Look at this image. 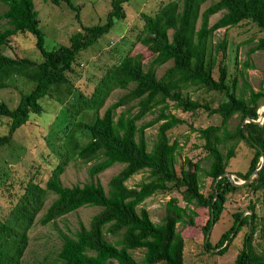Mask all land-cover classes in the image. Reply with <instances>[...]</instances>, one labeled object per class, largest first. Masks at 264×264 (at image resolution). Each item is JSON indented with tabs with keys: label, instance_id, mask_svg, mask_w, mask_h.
Wrapping results in <instances>:
<instances>
[{
	"label": "trees",
	"instance_id": "obj_1",
	"mask_svg": "<svg viewBox=\"0 0 264 264\" xmlns=\"http://www.w3.org/2000/svg\"><path fill=\"white\" fill-rule=\"evenodd\" d=\"M50 1L56 5L64 2L79 9L70 0ZM129 1L111 0L102 21L82 26L70 36L68 45L47 50L34 0H0L7 6L0 14L7 23L0 31V89L7 85L12 74L23 75L34 84L20 95L14 107L0 100V118H5L7 125V132L0 135V147L9 144L16 129L29 122L32 115L42 112V97L65 104L68 118L56 150L58 161L43 185L31 179L24 182L7 216L0 219V264H20L27 230L34 224L49 195L54 198L38 218L42 225L86 205L100 208L88 225L79 223L75 231L59 232L61 244L57 260L61 264H185L184 238L177 224L193 226L199 215L198 208H206L208 213L201 226L205 251L220 248L217 253H223L227 244L223 245L246 225L244 244L234 264H264V247L261 242L253 244L257 225L253 204L248 205L250 214L242 216V211L233 212L232 225L214 244L206 239L209 228L224 210L230 192L241 188L254 192L264 190V163L243 186H234L227 176L216 180L228 171L229 160L240 141L248 143L254 152L245 172L231 173L245 180L260 166V156L264 154V123L245 122L243 126L241 123L247 116L258 118V101L264 97V92L251 90L248 98L238 96L233 89L236 81L228 83V68L222 61L218 76H213L215 57L208 53L210 39L218 29L247 20L264 32V0H168L155 13H142V26L128 52L117 63L100 69V74L91 77L84 86L89 82H93V86L85 95L74 86L68 73L79 72V53L108 33L116 19L125 17L123 3ZM207 1L211 2L201 10ZM218 12H222L221 16L209 24L210 16ZM18 32H30L35 36V45L43 57L41 61L4 53L9 38ZM226 44L224 36L213 48L215 52L225 51ZM256 49H264V37L252 48ZM146 55L152 58L144 68ZM168 61L171 64L158 77L154 67ZM190 86L217 91L226 99L210 108L207 103L182 93ZM116 88L128 90L109 104L102 115H96L92 121L76 118L88 110L97 112ZM171 105L191 114L204 109L221 117L220 124L193 129L203 140L202 147L209 158L206 168L188 157L178 163L180 144L170 140L168 130L183 123L184 119L170 111ZM155 109L158 111L156 117L138 126V120ZM235 114L240 120L234 130H230L227 124ZM157 122L160 123L156 138L149 148L145 129ZM77 131L87 136L86 140H81ZM228 143L223 152L219 146ZM75 159L92 161L88 167L91 178L115 163L123 167L111 176L107 188L92 179L82 185H63L61 175ZM143 170L148 175L137 186L126 184L129 178ZM201 173L211 178L208 194L201 191ZM12 182L13 179L7 186L10 195ZM168 190H177L179 197H170L165 202L161 221L154 222L140 204L154 193ZM261 237L264 242V233ZM137 249H144L141 260H136L132 254V250Z\"/></svg>",
	"mask_w": 264,
	"mask_h": 264
},
{
	"label": "rangeland",
	"instance_id": "obj_2",
	"mask_svg": "<svg viewBox=\"0 0 264 264\" xmlns=\"http://www.w3.org/2000/svg\"><path fill=\"white\" fill-rule=\"evenodd\" d=\"M72 5L79 6V9H73L67 3L61 2L56 5L50 0H34L35 9L38 11L39 28L44 36V46L47 50L68 45L72 34L82 29V26L97 24L106 17L110 9L111 0H70ZM168 0H130L123 3L125 17L116 19L115 24L108 33L102 35L88 49L83 50L77 57L78 73H68L69 78L80 92L87 95L92 89L93 82H89L93 76L101 73L106 66L117 63L130 49L137 30L142 26L141 14H153L162 3ZM211 1L202 5L203 10ZM7 8L0 2V14ZM78 12V17L76 13ZM222 12H218L209 18V24H212ZM199 24V21H198ZM5 19L0 18V31L6 28ZM171 31H169V34ZM226 37L225 51H216L214 46ZM264 37V32L251 23L244 20L240 24L231 26L227 29L216 30L209 43L208 53L215 57V66L213 76H218L219 62L222 61L228 68V83L231 84L235 79L236 85L233 89L238 96L248 98L250 91L262 90L264 92V49L252 50L257 44L258 39ZM4 53L9 56L27 57L33 61H41L42 55L35 45V36L30 32H18L9 38L4 47ZM152 56L146 55L143 59L144 68L151 60ZM171 64L168 61L160 66H155V74L159 77L164 70ZM247 64V67L244 65ZM77 68L75 67V70ZM33 83L23 75L12 74L7 79V85L0 89V100L6 102L10 107H14L22 93L28 92ZM132 87V84L128 86ZM127 89L116 88L110 92L103 106L96 112L94 110L86 111L78 115L85 121H92L96 115H102L104 109L119 96L124 94ZM193 99L207 103L210 108L215 107L225 98L217 91H209L206 88L190 86L182 92ZM67 102V101H66ZM42 112L39 115H32L29 122L16 129L9 144L0 147V219L5 218L10 207L16 202L17 195L22 188V184L29 179L43 185L49 176L51 169L58 161L57 151L61 144L64 129L67 126L68 118L65 116L66 105L42 97L40 99ZM172 104V102H170ZM258 118L264 119V97L258 101ZM262 110L260 111V109ZM122 108L118 109L120 112ZM135 111V110H133ZM170 111L176 116L184 119V122L168 130L171 141L177 140L180 144L178 149V163L182 162L184 157L193 161H199L203 168L209 163L206 152L202 147L203 140L193 129L206 127L210 124H220L221 117L218 114H209L204 109H199L195 114L183 112L172 105ZM158 111L144 115L138 120V126L156 117ZM262 117V118H261ZM71 120V119H70ZM240 117L234 115L227 124L228 129L234 130ZM245 122L248 121L244 119ZM67 121V122H66ZM243 122V121H242ZM154 123L145 129V136L150 148L156 138L158 125ZM7 132L6 119L0 118V135ZM81 140H86L87 136L76 132ZM228 144H221L220 149L225 152ZM57 150V151H56ZM254 149L246 142L237 143L235 155L229 160L228 172L243 173L247 170ZM92 164L80 159L71 161L61 175L63 185L71 186L74 184L82 185L85 182L98 180L107 188V182L123 167V164L115 163L96 176L92 177L88 173V167ZM179 165H177L178 167ZM148 175L146 170L134 174L126 181L128 186H137ZM235 175V174H233ZM237 181L243 179L235 175ZM13 179L9 194L7 186ZM211 178L205 177L201 173V191L205 194L210 192ZM178 196L177 190L158 191L146 198L140 206L146 208L150 218L154 222H160L164 215L165 202L170 197ZM53 195H49L45 200L44 206L37 215L34 224L27 230V241L23 251L20 264H61L57 260L58 248L61 244L59 232L67 233L77 230L79 223L88 225L89 221L96 212L100 210L97 206L86 205L79 209L65 214L54 220V222L42 225L38 218L45 212ZM183 205V202L180 201ZM253 204L256 218V232L254 233L253 244L261 242L264 247L261 234L264 233V190L257 192L248 188H241L227 195L218 221L209 228V239L214 244L221 233L228 229L234 220L233 212L242 211V216L250 214L248 205ZM198 217H195V224L178 223L177 230L184 238V263L185 264H234V260L244 244V234L247 226L243 225L237 234L227 241L226 250L223 253H217L220 248H211L205 251L203 246V233L201 226L205 223L208 213L206 208H198ZM200 216V217H199ZM111 239V238H109ZM222 246V247H223ZM144 249L132 250L136 260H141Z\"/></svg>",
	"mask_w": 264,
	"mask_h": 264
},
{
	"label": "water",
	"instance_id": "obj_3",
	"mask_svg": "<svg viewBox=\"0 0 264 264\" xmlns=\"http://www.w3.org/2000/svg\"><path fill=\"white\" fill-rule=\"evenodd\" d=\"M262 110V108L260 109V111ZM258 113V112H257ZM262 118V117H261ZM264 118V117H263ZM245 119H247L248 121L246 122H254V123H257L259 125H262L264 123V119H251L250 117H246ZM245 123V120H243V122L241 123V126H243V124ZM260 161H261V164L258 168H256L249 176L247 179L245 180H241V181H237L236 178H235V175H233L232 173L226 171L224 172L223 174H221L220 176H218L216 178V180H218L220 177H223V176H227V178L229 179V181L234 185V186H243L245 184H247L248 182H250V180L260 171V169L262 168L263 166V163H264V154L263 152L261 153V156H260ZM210 235V231L208 230V233L206 234V239L209 237Z\"/></svg>",
	"mask_w": 264,
	"mask_h": 264
}]
</instances>
